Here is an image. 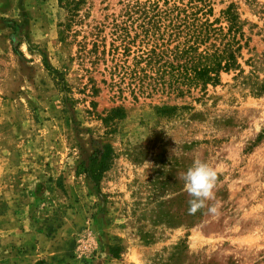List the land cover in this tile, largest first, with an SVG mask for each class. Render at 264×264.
Segmentation results:
<instances>
[{"label": "rangeland", "instance_id": "rangeland-1", "mask_svg": "<svg viewBox=\"0 0 264 264\" xmlns=\"http://www.w3.org/2000/svg\"><path fill=\"white\" fill-rule=\"evenodd\" d=\"M212 1L215 17L235 2L248 22L244 75L223 73L204 96L135 98L130 79L111 74V55L93 64L78 45L97 28L109 48L125 0H86L65 42L58 0H0V264H264V94L244 78L264 79V0ZM41 52L66 76L65 99ZM163 104L192 108L158 117ZM117 106L128 116L107 136L97 114ZM109 141L116 159L96 186L82 169ZM197 159L217 180L190 214L180 177Z\"/></svg>", "mask_w": 264, "mask_h": 264}, {"label": "trees", "instance_id": "trees-1", "mask_svg": "<svg viewBox=\"0 0 264 264\" xmlns=\"http://www.w3.org/2000/svg\"><path fill=\"white\" fill-rule=\"evenodd\" d=\"M246 2L253 6L257 0ZM85 4L86 0H58L66 14L65 20L58 23L60 41L74 39L77 34L74 26L83 23ZM215 15L212 0H125L120 14L113 19L109 48L105 37L100 36L102 29L95 28L97 32L92 33L91 43L78 41L79 53L94 58L93 64L111 55L114 62L111 74L118 75L122 82L129 78L128 87L135 98L157 93L183 98L196 90L204 96L209 86L222 84L223 73L244 75L239 60L251 40L245 31L248 22L242 19L237 3L231 2L218 17ZM87 43L92 44L90 49ZM41 55L45 69L65 99L71 92L66 76L51 64L47 53L41 52ZM253 73L245 76V80L252 81L255 94H264V79L253 78ZM120 81L113 83L120 84ZM97 92L94 84L93 95ZM92 104L96 109V102ZM153 108L158 117L170 118L192 107L163 104ZM97 115L105 134L111 136L128 111L124 106H117ZM115 159L113 144L106 142L88 157L83 173L99 186ZM123 251L120 245L109 247L113 258H120ZM44 263L38 260L35 264Z\"/></svg>", "mask_w": 264, "mask_h": 264}, {"label": "clouds", "instance_id": "clouds-1", "mask_svg": "<svg viewBox=\"0 0 264 264\" xmlns=\"http://www.w3.org/2000/svg\"><path fill=\"white\" fill-rule=\"evenodd\" d=\"M184 181V188L191 197L188 201V212L195 214L206 207V202L213 199L217 172L206 162L199 159L193 162V165L180 177ZM207 211L210 214H216L218 208L208 206Z\"/></svg>", "mask_w": 264, "mask_h": 264}]
</instances>
